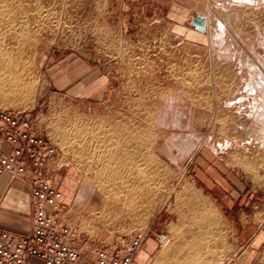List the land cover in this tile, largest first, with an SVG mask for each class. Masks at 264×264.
<instances>
[{"label":"rangeland","instance_id":"374dc122","mask_svg":"<svg viewBox=\"0 0 264 264\" xmlns=\"http://www.w3.org/2000/svg\"><path fill=\"white\" fill-rule=\"evenodd\" d=\"M263 2L0 0V108L56 146L49 178L81 245L145 234L152 264L167 238V264H207L219 226V264H264L263 237L248 249L264 232L261 96L244 90L264 77Z\"/></svg>","mask_w":264,"mask_h":264},{"label":"built area","instance_id":"2783aa9c","mask_svg":"<svg viewBox=\"0 0 264 264\" xmlns=\"http://www.w3.org/2000/svg\"><path fill=\"white\" fill-rule=\"evenodd\" d=\"M56 153L27 115L0 108V178L26 188L32 215V227L24 233L0 228V264H137L145 234L102 246L80 244L64 221L63 192L49 178L57 169Z\"/></svg>","mask_w":264,"mask_h":264},{"label":"crops","instance_id":"0c3cea01","mask_svg":"<svg viewBox=\"0 0 264 264\" xmlns=\"http://www.w3.org/2000/svg\"><path fill=\"white\" fill-rule=\"evenodd\" d=\"M261 130L263 129H258L256 134L259 135ZM29 198L28 191L20 183L16 181L11 182L7 176H2L0 178V228L28 230L32 227V215L30 212ZM19 211H26L28 216L27 222H21L22 220L18 219L19 217H14V213L19 214ZM215 232V235L218 237L217 244L210 243L206 245L207 252L215 251V253H207V258L204 260L207 264H219V226L215 229ZM257 236L263 237L264 239V232L261 231L253 237L251 244L248 245V249H250L252 245H255ZM147 243L148 241L145 243L143 250H141L137 255V264H152L150 258V246L146 245ZM167 245L163 246L162 250L156 256L155 264L168 263V253L166 254ZM231 262L232 263L227 264H239V261L237 263L236 260ZM175 264L179 263L176 262Z\"/></svg>","mask_w":264,"mask_h":264},{"label":"bare ground","instance_id":"6f19581e","mask_svg":"<svg viewBox=\"0 0 264 264\" xmlns=\"http://www.w3.org/2000/svg\"><path fill=\"white\" fill-rule=\"evenodd\" d=\"M248 2V1H247ZM264 3V2H263ZM242 4V3H241ZM252 6V5H251ZM215 34V33H214ZM216 40L219 42V40L221 42L222 41V37H223V26L221 24H218V30L216 32ZM6 51V50H5ZM258 73V72H257ZM254 78V77H253ZM247 84V83H246ZM244 90L247 92V95H252V94H256V93H259L261 98L259 101H253L250 103V106H249V116L250 118L252 119V122L253 124H255L256 127H259V128H263L264 127V77L260 76V75H257L254 79L253 82L247 84L245 87H244ZM248 97V96H247ZM258 98V97H257ZM237 98H235L234 100L232 101H229L228 103H226L228 106H233V105H236V103H241L242 101V98L241 97H238V100H236ZM236 100V101H235ZM245 100V99H244ZM242 107V106H241ZM248 107V106H247ZM257 131V130H256ZM94 135V134H93ZM83 138V137H82ZM83 140V139H82ZM78 141V140H77ZM96 147V146H95ZM82 151H85L84 149H82ZM91 155V153H90ZM95 156V154H92ZM101 155V154H100ZM98 156V154H97ZM90 158V157H89ZM95 158V157H94ZM98 158V157H96ZM100 159V158H99ZM84 160V159H83ZM106 161V160H105ZM90 162V161H89ZM99 163V162H98ZM110 165V163H109ZM92 168V167H91ZM90 168V169H91ZM97 168V167H96ZM98 169V168H97ZM102 169V168H101ZM92 170V169H91ZM93 171V170H92ZM103 171V170H102ZM98 172V171H97ZM114 177V176H113ZM105 179V178H104ZM113 179V178H112ZM120 179V178H119ZM106 180V179H105ZM131 184V183H130ZM121 185V184H120ZM101 187L103 185H100ZM126 186V185H125ZM134 186V185H133ZM125 188V187H124ZM123 188V189H124ZM102 190H104V193H105V198H111L114 199V200H117L119 201L120 198H119V195H118V191L114 190L113 186H111L110 188V191H105V189L101 188ZM133 189V188H132ZM119 190V189H118ZM137 191V189H136ZM138 192V191H137ZM143 193V192H141ZM134 194V193H133ZM132 194V195H133ZM139 196V195H138ZM122 197V196H121ZM133 198V197H132ZM128 199V198H127ZM138 199V198H137ZM110 200V199H109ZM89 203L90 204H94L95 203V200L94 199H91L89 200ZM133 203V202H132ZM131 204V203H130ZM104 207V206H103ZM130 208V207H129ZM103 210V209H102ZM166 239V237H165ZM169 243V240L168 238L165 240H163V246L167 245Z\"/></svg>","mask_w":264,"mask_h":264}]
</instances>
